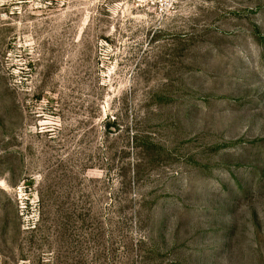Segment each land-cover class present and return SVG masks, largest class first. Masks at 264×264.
<instances>
[{
    "label": "rangeland",
    "instance_id": "rangeland-1",
    "mask_svg": "<svg viewBox=\"0 0 264 264\" xmlns=\"http://www.w3.org/2000/svg\"><path fill=\"white\" fill-rule=\"evenodd\" d=\"M0 264H264V0H0Z\"/></svg>",
    "mask_w": 264,
    "mask_h": 264
}]
</instances>
